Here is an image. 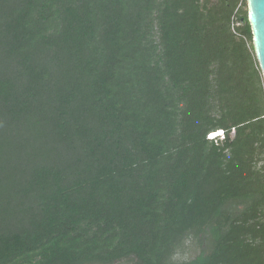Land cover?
<instances>
[{
    "label": "trees",
    "instance_id": "1",
    "mask_svg": "<svg viewBox=\"0 0 264 264\" xmlns=\"http://www.w3.org/2000/svg\"><path fill=\"white\" fill-rule=\"evenodd\" d=\"M124 260L264 264L247 0H0V264Z\"/></svg>",
    "mask_w": 264,
    "mask_h": 264
},
{
    "label": "water",
    "instance_id": "2",
    "mask_svg": "<svg viewBox=\"0 0 264 264\" xmlns=\"http://www.w3.org/2000/svg\"><path fill=\"white\" fill-rule=\"evenodd\" d=\"M252 42L264 81V0H247Z\"/></svg>",
    "mask_w": 264,
    "mask_h": 264
},
{
    "label": "rangeland",
    "instance_id": "3",
    "mask_svg": "<svg viewBox=\"0 0 264 264\" xmlns=\"http://www.w3.org/2000/svg\"><path fill=\"white\" fill-rule=\"evenodd\" d=\"M199 247L192 243L191 240H186L184 243V248L178 251L174 257L172 258L174 261H185L193 258L195 255L199 253ZM115 264H133L130 261H120Z\"/></svg>",
    "mask_w": 264,
    "mask_h": 264
},
{
    "label": "built area",
    "instance_id": "4",
    "mask_svg": "<svg viewBox=\"0 0 264 264\" xmlns=\"http://www.w3.org/2000/svg\"><path fill=\"white\" fill-rule=\"evenodd\" d=\"M234 133V130H232L231 134L233 135ZM207 138L210 139V140H223L224 139V134L222 131H217L215 133H210L209 135H207Z\"/></svg>",
    "mask_w": 264,
    "mask_h": 264
}]
</instances>
